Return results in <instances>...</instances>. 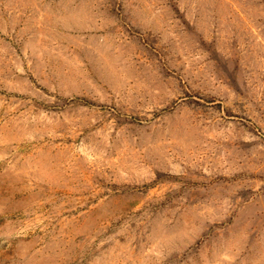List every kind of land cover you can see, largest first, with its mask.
<instances>
[{"label":"rangeland","instance_id":"rangeland-1","mask_svg":"<svg viewBox=\"0 0 264 264\" xmlns=\"http://www.w3.org/2000/svg\"><path fill=\"white\" fill-rule=\"evenodd\" d=\"M0 264H264V0H0Z\"/></svg>","mask_w":264,"mask_h":264}]
</instances>
